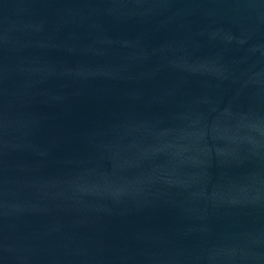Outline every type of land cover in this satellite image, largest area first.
I'll return each instance as SVG.
<instances>
[{"label":"water","instance_id":"water-1","mask_svg":"<svg viewBox=\"0 0 264 264\" xmlns=\"http://www.w3.org/2000/svg\"><path fill=\"white\" fill-rule=\"evenodd\" d=\"M0 264H264V0H0Z\"/></svg>","mask_w":264,"mask_h":264}]
</instances>
